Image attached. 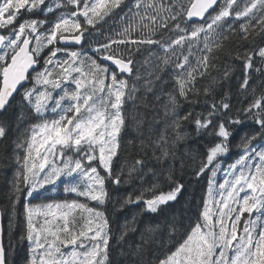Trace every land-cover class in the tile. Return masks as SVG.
Returning a JSON list of instances; mask_svg holds the SVG:
<instances>
[{"label":"snow or ice","instance_id":"snow-or-ice-1","mask_svg":"<svg viewBox=\"0 0 264 264\" xmlns=\"http://www.w3.org/2000/svg\"><path fill=\"white\" fill-rule=\"evenodd\" d=\"M181 146L199 201L125 248L108 206L168 213ZM0 172V264H264V0H0Z\"/></svg>","mask_w":264,"mask_h":264},{"label":"trees","instance_id":"trees-1","mask_svg":"<svg viewBox=\"0 0 264 264\" xmlns=\"http://www.w3.org/2000/svg\"><path fill=\"white\" fill-rule=\"evenodd\" d=\"M111 24V21L109 22ZM107 30V29H105ZM242 43V42H241ZM235 46V41H233V44L230 45V47ZM233 63L238 64V61H232ZM212 75H216V71L213 70ZM236 75H239L237 72ZM236 83L237 81L234 79L232 83L225 87V91H228L229 88L231 90V97H232V103L236 104V98H237V89H236ZM149 100H151V95L149 94ZM202 100L201 98V104L196 105L197 111H199L202 107ZM238 106V105H237ZM189 105H185L184 108H189ZM129 110L130 111H136L138 114L143 115L145 119L144 123V136L147 137V128H148V122L151 121L153 115L155 114L154 111L151 108L145 107L142 104H137L135 108L131 105V102L129 104ZM183 110V109H182ZM162 111V110H161ZM188 130H191V126H188ZM128 137L135 141L134 144L128 146V154H127V160L129 162L132 161V159L140 154L143 155V153L140 152V135L135 131L134 124L131 120H129V129H128ZM187 143L191 144L193 148H195L196 141L190 140ZM180 153L183 155L184 159V167L181 168V164L179 159H177L175 163V169H176V178L178 180H182L186 185H188L187 191L185 192L184 196L181 198L180 203L175 204L173 208L169 209L168 213L165 214H150L145 213L143 215H137L134 208H125L122 211H113L111 208V205L108 206V214L112 218V228L114 233H118L121 229V226L124 224L125 219L131 220L132 216H136V222H135V228L136 231H129L128 235L126 237L127 244L125 245V248H127L130 245H134L139 243L141 239V233H144L145 228L155 224H163L164 215H170L172 212H175L177 216H179L180 212L183 211L185 216H188L189 209L193 203V197H195V200L198 202L199 198L201 196L202 191L206 188V180L202 177L200 183H197L194 179V177L191 175L192 172V165L190 164V156L184 155V153L187 151V149L183 146L179 149ZM151 157V149H148V156L145 157L146 160H148L149 165H154L155 161L150 159ZM7 176L10 179L12 175V170L9 168L6 170ZM144 180L147 182V184L151 183H158L161 188L164 190H167L168 182L163 177H153L151 173H147L144 177ZM5 174L3 172H0V205H2L4 201V190H5ZM121 192L124 191H132V185L122 187L120 189ZM192 212H195L196 209L192 208ZM187 222V221H186ZM5 224H7V221H5ZM121 261L124 262V264H127V258L123 255H121L120 248L116 245L115 242H113L112 246V262L113 264H121Z\"/></svg>","mask_w":264,"mask_h":264},{"label":"rangeland","instance_id":"rangeland-1","mask_svg":"<svg viewBox=\"0 0 264 264\" xmlns=\"http://www.w3.org/2000/svg\"><path fill=\"white\" fill-rule=\"evenodd\" d=\"M55 195L59 196V197H63L64 196V193H63V190L62 188H60L56 193Z\"/></svg>","mask_w":264,"mask_h":264}]
</instances>
